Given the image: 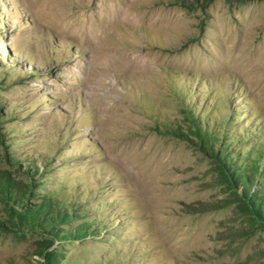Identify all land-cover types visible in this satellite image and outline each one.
Here are the masks:
<instances>
[{
    "label": "rangeland",
    "instance_id": "obj_1",
    "mask_svg": "<svg viewBox=\"0 0 264 264\" xmlns=\"http://www.w3.org/2000/svg\"><path fill=\"white\" fill-rule=\"evenodd\" d=\"M0 264H264V0H0Z\"/></svg>",
    "mask_w": 264,
    "mask_h": 264
},
{
    "label": "bare ground",
    "instance_id": "obj_2",
    "mask_svg": "<svg viewBox=\"0 0 264 264\" xmlns=\"http://www.w3.org/2000/svg\"><path fill=\"white\" fill-rule=\"evenodd\" d=\"M80 14H81V13H80ZM86 15H88V14H86ZM126 17H127V16H126ZM124 18H125V17H124ZM84 19L87 20V18H84ZM88 19H89V18H88ZM86 20H85V21H86ZM87 21H88V20H87ZM89 21H90V20H89ZM89 21H88V22H89ZM135 21H136V20H135ZM70 22H71V21H70ZM83 23H84V21H83ZM89 23H91V22H89ZM93 24H94V22H93Z\"/></svg>",
    "mask_w": 264,
    "mask_h": 264
}]
</instances>
